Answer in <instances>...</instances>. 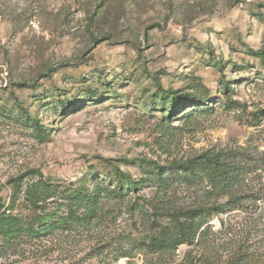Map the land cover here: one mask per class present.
Segmentation results:
<instances>
[{"label":"rangeland","instance_id":"obj_1","mask_svg":"<svg viewBox=\"0 0 264 264\" xmlns=\"http://www.w3.org/2000/svg\"><path fill=\"white\" fill-rule=\"evenodd\" d=\"M205 153L226 187L179 167ZM263 193L264 0H0V264H264Z\"/></svg>","mask_w":264,"mask_h":264},{"label":"trees","instance_id":"obj_2","mask_svg":"<svg viewBox=\"0 0 264 264\" xmlns=\"http://www.w3.org/2000/svg\"><path fill=\"white\" fill-rule=\"evenodd\" d=\"M256 56H261V52H252ZM158 86L160 89V92L162 94V102L160 105L165 107V94L168 92L169 97L171 98V104H170V112L168 116H171V113H174L176 109L181 107L185 104V100L183 95L177 96L175 92L164 89L160 83L158 82ZM190 101H194V103H198L199 106L203 105L205 99H203L201 96H193V99ZM145 165L149 168L150 171H153V174H155V178L151 179L152 181L158 180L161 185H164L166 183V177L165 172H169V170H166L163 172L159 166H155L154 164H150L148 161H145ZM179 167L187 168L188 170H191V173L194 175H199L200 170H203L205 172H208L211 176L215 177L217 182L219 184H222L220 187H226L231 180H232V173L230 172V165L227 164L225 161H223L220 157V154H204L202 157L195 158L188 163L180 164ZM119 171V177L117 180L122 183L120 187H115L113 189H109V187H106L105 190L108 193V195H115L116 197H122L126 196V189H137L136 181L132 178V176L128 173H125L121 170ZM42 187V186H41ZM41 187L38 184H35V187H33L30 191L34 194L36 197L39 193H41ZM104 192L103 190L100 191V193H97V191L90 190V188L86 187L85 185H81L74 189L69 198H71V205L68 207L69 211L72 213L70 218L67 219L69 221H72V219H78L81 221H86V219L77 217L74 215V212H77V210L73 207L74 205L79 207H85L89 209L88 213V219L91 216H94V210L97 208L98 200L101 195V193ZM264 193L259 195V198H263ZM205 209H198L191 211V235L189 232H185L183 230H180L178 227L179 232L176 234V245L182 244V243H189V244H195L197 239L199 241H202L204 234L206 233L207 226H205V221H199L198 218L202 216L201 213L205 212ZM52 214V213H51ZM56 214V213H55ZM67 219L59 217L57 218V215H51L50 221L53 222L51 225H55L58 223H67ZM49 225V227H51ZM205 226V227H204ZM204 227V228H203Z\"/></svg>","mask_w":264,"mask_h":264}]
</instances>
